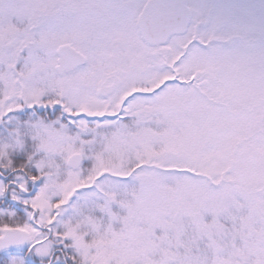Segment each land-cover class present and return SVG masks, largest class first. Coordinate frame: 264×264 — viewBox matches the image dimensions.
<instances>
[{"label": "snow or ice", "instance_id": "1", "mask_svg": "<svg viewBox=\"0 0 264 264\" xmlns=\"http://www.w3.org/2000/svg\"><path fill=\"white\" fill-rule=\"evenodd\" d=\"M0 264H264V0H0Z\"/></svg>", "mask_w": 264, "mask_h": 264}]
</instances>
